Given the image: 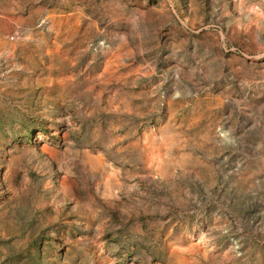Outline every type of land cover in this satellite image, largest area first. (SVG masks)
Here are the masks:
<instances>
[{
	"label": "rangeland",
	"instance_id": "rangeland-1",
	"mask_svg": "<svg viewBox=\"0 0 264 264\" xmlns=\"http://www.w3.org/2000/svg\"><path fill=\"white\" fill-rule=\"evenodd\" d=\"M0 264H264V0H0Z\"/></svg>",
	"mask_w": 264,
	"mask_h": 264
}]
</instances>
